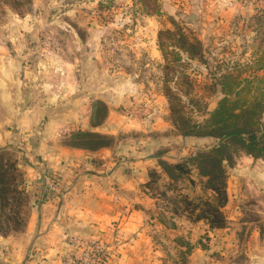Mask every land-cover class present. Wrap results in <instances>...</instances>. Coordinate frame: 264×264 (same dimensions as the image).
I'll use <instances>...</instances> for the list:
<instances>
[{
	"label": "crops",
	"instance_id": "crops-1",
	"mask_svg": "<svg viewBox=\"0 0 264 264\" xmlns=\"http://www.w3.org/2000/svg\"><path fill=\"white\" fill-rule=\"evenodd\" d=\"M253 7L242 0H186L183 10L192 24L215 30L228 28L231 18ZM144 25L141 54L162 62L158 21L148 18ZM33 31L30 18L0 24V150L19 155L17 168L29 169L34 177L22 227L6 234L0 230V264H58L65 238L75 234L92 235L108 244L107 264H180L182 246L170 239L176 253H168L154 239L156 227L146 222L153 200L141 185L150 156L139 150L132 160L121 161L102 149L90 162V151L62 144L74 130H98L85 114L100 95L112 98L116 87L141 90L135 66L124 69L122 77L100 73L91 26L85 42L78 34L64 33L59 37L73 39L74 45L37 51L25 69L21 54L28 38L36 36ZM64 130L68 133L56 135ZM47 175L61 185L53 199L41 194ZM227 183L224 227L209 229L202 221L185 224L191 246L201 235L207 238L204 248L193 246L186 264H264V169L251 161L242 166L238 162ZM111 225L115 235L109 234Z\"/></svg>",
	"mask_w": 264,
	"mask_h": 264
},
{
	"label": "rangeland",
	"instance_id": "rangeland-1",
	"mask_svg": "<svg viewBox=\"0 0 264 264\" xmlns=\"http://www.w3.org/2000/svg\"><path fill=\"white\" fill-rule=\"evenodd\" d=\"M185 1L0 0V24L14 18H30L33 23L36 36L28 38L33 46L32 55L37 51L53 52L62 45H74L73 39L59 37L64 33L78 34L85 42L93 26L99 72L122 77L124 69L135 66L143 83L141 90L123 91L116 87L112 98L106 99L100 95L87 107L85 115L92 124L97 123L93 127L98 130H74L72 136L84 132L99 137L93 141H89L87 136L76 140L65 138L62 144L86 147L92 153L87 159L90 162L98 157L93 154L102 149L108 150L115 159L121 161L132 160L135 151L142 150V155L150 156L149 169L159 171L157 160L173 164L216 143V139L209 136L206 129H199L198 134L194 135H181L180 131L188 129L193 123H201L206 111L224 97L213 86L212 76L231 72L236 75V82L250 83L252 90L246 95L251 101L257 102L247 111L252 112V117L259 118L260 124H264V0H242L253 4L255 9L253 7V10L236 14L230 19L228 28L222 26L215 30L189 22L184 14L186 10H183ZM148 18L158 21V31L172 32L171 35H163L167 60L158 49L162 62L141 54L144 48L140 43L146 35L144 23ZM27 47L26 43L25 49ZM25 49L21 56L26 55ZM188 53L191 59L186 58ZM166 63H169L167 68ZM99 77L105 79L102 74ZM227 83L231 85L228 80ZM164 88H169L174 97L167 98ZM170 105L179 113L172 114ZM190 114L192 117H189ZM245 116L242 113V117ZM184 118L190 122L184 124ZM256 127L237 123L241 136L246 131L256 130ZM97 147L100 148L94 150ZM228 156L231 165L226 166V193L228 173L238 162L242 166L251 161L264 169V159L257 155L252 157L243 150H234L228 152ZM244 156L248 160H244ZM19 161L16 153L0 150V163L5 168L6 181L10 184L8 190L0 193V230L4 234L22 227L29 210L28 193L34 191V177L29 169L17 168ZM12 165L15 168L10 171ZM149 169L146 181L151 178L148 176ZM191 173L193 184L183 176L182 180H173L172 186H167L166 176L160 173L155 194L149 192L144 183L141 185V189L153 200L146 213V222L156 227L157 230L152 231L154 239L173 255L176 251L171 240L175 238V243L184 247L183 240L188 236L186 220L173 213L176 206L183 207L179 203V196L187 195L196 199L210 194L203 180L195 176V171ZM9 175H13L14 179H10ZM161 192L165 195L162 196Z\"/></svg>",
	"mask_w": 264,
	"mask_h": 264
},
{
	"label": "trees",
	"instance_id": "trees-1",
	"mask_svg": "<svg viewBox=\"0 0 264 264\" xmlns=\"http://www.w3.org/2000/svg\"><path fill=\"white\" fill-rule=\"evenodd\" d=\"M167 33L172 34L169 30H160L157 35L158 49L162 52V57L165 60H167V51L164 49L163 35H168ZM186 58L191 59L192 57L188 53ZM167 67H169V63H166L165 68ZM232 73L233 72L226 75L222 74L218 77L212 76L214 80L213 86L217 87L219 91L224 94V97L206 111L204 114L205 118L202 119L201 123H193L188 129L180 131L181 135H194L198 134L199 129H206L209 131L208 135L216 139V143L208 148L197 151L187 159L173 164L157 160L159 171L155 168L149 169L148 176L151 178H148V180L144 182V187L148 189L149 192L155 194L157 192L156 180L160 177V173L166 176L167 186H172L174 183L173 180H182L183 176L189 183L193 184L194 179L192 178L191 171L194 170L195 176L197 179L200 177L203 180L206 184V191L210 194L204 198L197 197L196 199L190 198L187 195L179 196V203H182L183 207L176 206L173 213L177 217H183L188 224H196L200 221L205 222L209 229L222 228L226 225L222 209L227 202L225 187L227 178L226 166L230 161L228 152L243 150L252 157L253 155H257V157L264 159V124H260V119L252 117V112L247 111L249 108H252L257 101H251L249 95L248 97L246 95L252 90L249 86L250 83L248 81L244 84L236 82V75H232ZM226 79L231 82V85L227 83ZM164 95L167 98L174 97V93H172L169 88H164ZM170 112L172 114L179 113L177 109L171 105ZM242 113L246 116L242 117ZM189 117H192V115L190 114ZM89 120L91 119L89 118ZM246 121H248V123ZM188 122H190L189 119H183L184 124ZM238 122H241V124L246 127L247 125L252 127L257 126V129L254 131H246L241 136L240 131L237 129ZM89 123L92 127L97 125V123L92 124L91 121H89ZM84 136H87L89 141H93L99 137L95 134L90 135L80 132L70 139L76 140ZM73 147L89 150L86 147H82V145H73ZM98 148L100 147L94 150ZM12 167L13 165L9 169L10 171L15 168V165L14 168ZM8 177L14 179L13 175H9ZM7 179L5 168L0 163V193L2 190L6 191L9 188L10 184L7 183ZM153 194L150 193L154 198L155 196ZM161 195L164 196L165 193L161 192ZM174 240L175 238L173 241ZM206 240L207 238L202 235L196 240L193 246L197 245L199 248H204V242ZM183 243L185 246H182L183 249L178 252V261L180 264H186V257L193 248L187 240V236L185 241L183 240ZM176 245L181 246L177 243Z\"/></svg>",
	"mask_w": 264,
	"mask_h": 264
},
{
	"label": "built area",
	"instance_id": "built-area-1",
	"mask_svg": "<svg viewBox=\"0 0 264 264\" xmlns=\"http://www.w3.org/2000/svg\"><path fill=\"white\" fill-rule=\"evenodd\" d=\"M26 55L22 57V66L29 69L32 61L33 46L28 42ZM68 133V130L58 131L57 136ZM60 182L53 175H47L44 188L41 194L53 199L59 194ZM110 235L116 234V227L110 226ZM66 248L61 254L58 264H107L110 257L109 245L102 239L92 235H68L65 238Z\"/></svg>",
	"mask_w": 264,
	"mask_h": 264
}]
</instances>
